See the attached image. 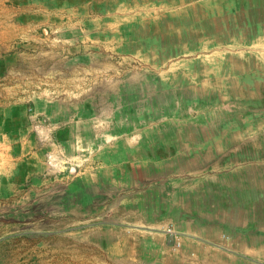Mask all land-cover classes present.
Here are the masks:
<instances>
[{
	"label": "rangeland",
	"instance_id": "rangeland-1",
	"mask_svg": "<svg viewBox=\"0 0 264 264\" xmlns=\"http://www.w3.org/2000/svg\"><path fill=\"white\" fill-rule=\"evenodd\" d=\"M120 20L114 7L103 15L94 9L92 16L63 10L47 18L44 29L0 32V264H140L113 254L105 232L86 230V207L78 203L83 193H70L69 181L59 179L68 162L62 167L58 155L42 154L45 133L33 112L43 99L55 100L61 115L80 122L85 141L75 153L78 168L85 159L131 154L134 143L142 155L158 158L188 153L198 147L191 143L212 137H250L252 150L264 149L261 106L231 94L223 78L201 79V90L188 86L199 75L228 72L229 65L172 58L149 42L119 48ZM28 136L31 145L24 143ZM207 146L202 159L174 157L164 168L172 167L171 175L182 174L181 163L208 168L215 161L206 155L230 148L215 140ZM90 190L116 193L108 183ZM107 203L90 202L89 217L111 215Z\"/></svg>",
	"mask_w": 264,
	"mask_h": 264
},
{
	"label": "crops",
	"instance_id": "crops-1",
	"mask_svg": "<svg viewBox=\"0 0 264 264\" xmlns=\"http://www.w3.org/2000/svg\"><path fill=\"white\" fill-rule=\"evenodd\" d=\"M111 7L121 19L118 47L129 43L142 48L149 42L170 51L172 58L229 65L228 72L199 75L188 86L201 90L202 81L223 78L231 94L246 96L245 102L261 106L264 113V0H0V32L44 29L45 20L63 10L82 9L92 16L94 9L103 15ZM89 43L92 47L93 40ZM62 111L55 100L43 99L33 112L45 133L42 154L58 155L62 167L68 162V172L59 179L69 181L65 187L70 193H83L78 203L86 207V230L109 235L113 254L140 264H264V149L252 150V138H201L188 153L162 158L142 155L134 143L127 148L131 154L107 156L97 164L85 159L78 168L75 153L85 138L80 122ZM211 140L230 144L228 151L214 148L212 157L206 155L214 157V166L181 163L177 171L183 169L182 174L172 175V167L164 168L163 161L174 157L202 159ZM24 143L34 141L28 136ZM106 183L116 193L90 190ZM102 198L112 214L89 217L88 204ZM175 241L180 247H174Z\"/></svg>",
	"mask_w": 264,
	"mask_h": 264
},
{
	"label": "built area",
	"instance_id": "built-area-1",
	"mask_svg": "<svg viewBox=\"0 0 264 264\" xmlns=\"http://www.w3.org/2000/svg\"><path fill=\"white\" fill-rule=\"evenodd\" d=\"M168 232L171 233V234H174V232H173L171 229H168ZM174 247H175V248L180 247V243H179L178 241H175V242H174Z\"/></svg>",
	"mask_w": 264,
	"mask_h": 264
}]
</instances>
